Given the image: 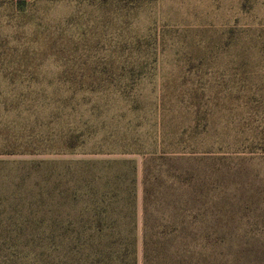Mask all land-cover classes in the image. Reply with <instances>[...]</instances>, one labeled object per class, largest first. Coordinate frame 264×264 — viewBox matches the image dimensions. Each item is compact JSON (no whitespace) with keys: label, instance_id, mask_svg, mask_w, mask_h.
Segmentation results:
<instances>
[{"label":"rangeland","instance_id":"obj_1","mask_svg":"<svg viewBox=\"0 0 264 264\" xmlns=\"http://www.w3.org/2000/svg\"><path fill=\"white\" fill-rule=\"evenodd\" d=\"M0 264H264V0H0Z\"/></svg>","mask_w":264,"mask_h":264},{"label":"trees","instance_id":"obj_2","mask_svg":"<svg viewBox=\"0 0 264 264\" xmlns=\"http://www.w3.org/2000/svg\"><path fill=\"white\" fill-rule=\"evenodd\" d=\"M146 250V249H145ZM145 250H144V253H145ZM117 250L116 251H110L109 253H108V257L110 258V257H112V258H116L117 257ZM145 256H146V254H145Z\"/></svg>","mask_w":264,"mask_h":264}]
</instances>
